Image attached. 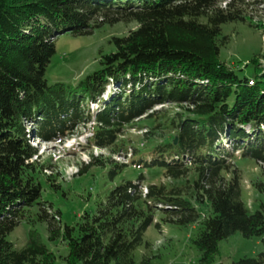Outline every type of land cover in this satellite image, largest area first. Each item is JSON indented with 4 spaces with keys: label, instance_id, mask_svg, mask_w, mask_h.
Listing matches in <instances>:
<instances>
[{
    "label": "trees",
    "instance_id": "1",
    "mask_svg": "<svg viewBox=\"0 0 264 264\" xmlns=\"http://www.w3.org/2000/svg\"><path fill=\"white\" fill-rule=\"evenodd\" d=\"M262 5L264 0H0V264H53L37 231L29 232L21 249L7 240L35 205L49 241L66 246V264H136L133 254L157 212L176 226L200 220L192 242L201 253L199 264H211L218 242L235 233L259 238L263 251L231 264H264V202L254 212L245 208L234 164L239 153L264 165V68L256 60L261 54L250 59L247 75L219 61L228 41L221 25L256 27L247 16ZM129 22L138 27L111 39L115 50L101 56L99 70L75 86L45 81L58 34L86 35L104 24ZM168 103L187 107L169 121L171 139L154 144L130 166L93 159L78 175L108 167L113 178L132 166L161 171L173 185H148L143 194L140 173L115 185L74 225H61L59 212L58 222L47 214L42 181L55 175L47 176L51 167L34 159L37 150L24 123L34 126L36 138L50 141L92 119L91 144L112 154L123 148L116 142L127 125L151 121L144 136L153 143L162 117L148 113ZM90 104L98 105L93 114ZM139 264H152L151 258Z\"/></svg>",
    "mask_w": 264,
    "mask_h": 264
},
{
    "label": "rangeland",
    "instance_id": "2",
    "mask_svg": "<svg viewBox=\"0 0 264 264\" xmlns=\"http://www.w3.org/2000/svg\"><path fill=\"white\" fill-rule=\"evenodd\" d=\"M253 8L260 12L255 13L248 8L250 13L247 17L251 18V23L256 24V27L242 22L221 25V34L226 36L228 41L220 48L219 61L234 70H241L239 73L245 75L250 72V66L246 65L259 54L261 55L256 59L258 68H264V5ZM137 27L135 22L104 24L86 35L74 36L69 32L58 34L55 40V53L45 67V81L48 84L62 82L75 86L80 80L101 68V56L114 52L115 47L111 39H120ZM105 98L103 95L104 100ZM185 109H187L185 104L168 103L153 107L148 115L159 112L160 114L156 116L162 117V125L158 127L153 143L149 145V140L146 141L144 136L153 127L151 121L144 123L146 125H127L116 142L118 145L123 144V148L112 154L108 149H99L91 144L95 128L92 119L87 122L84 120L75 126L71 134L56 137L51 141H40L33 133L34 126L28 122L24 123L28 142L37 150V158L34 159L39 165L47 163L51 167L45 171L47 176L55 175L52 182H46L44 179L42 181L40 200L44 202L47 214L54 216L58 222L59 216L57 217L56 212H59L61 225H74L86 212L93 213L97 203L103 201L115 185L124 180H134L140 173L144 178L141 184L143 194L148 185H173V181L163 177L161 171L133 169L132 166L113 178L109 176L108 167L104 169L92 167L85 173L78 174L79 169L92 164L93 159H109L130 166L133 159L145 157L152 151L154 144L172 138L169 121L175 114L184 113ZM91 110L90 113L93 114L95 106H92ZM224 144L227 145L225 142ZM235 156L234 164L240 173L241 200L249 212H254L264 202V192L257 189L259 184L264 189V165L256 164L248 158L237 157L239 153H235ZM190 171L186 178L193 177V172ZM224 176L226 179L230 178L228 175ZM38 209L37 205L29 209L24 221L14 228L7 236V240L17 249H21L28 241L29 232L35 230L46 249L53 254V264H66L64 261L67 256L66 246L61 241H49L47 224L37 218ZM200 210L208 214L206 207ZM153 219L154 223L144 231L143 244L133 254L132 258L136 264H139L144 256L151 258L152 264H199L201 253L192 242L199 233L200 220L194 224L176 226L164 223L163 215L159 212ZM262 251L263 246L259 238L247 239L240 233H235L218 242V253L211 264H231L243 257L255 258Z\"/></svg>",
    "mask_w": 264,
    "mask_h": 264
},
{
    "label": "water",
    "instance_id": "3",
    "mask_svg": "<svg viewBox=\"0 0 264 264\" xmlns=\"http://www.w3.org/2000/svg\"><path fill=\"white\" fill-rule=\"evenodd\" d=\"M176 142V140H174V143Z\"/></svg>",
    "mask_w": 264,
    "mask_h": 264
}]
</instances>
